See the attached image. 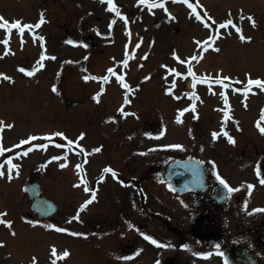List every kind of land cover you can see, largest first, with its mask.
<instances>
[{
	"label": "rangeland",
	"instance_id": "rangeland-1",
	"mask_svg": "<svg viewBox=\"0 0 264 264\" xmlns=\"http://www.w3.org/2000/svg\"><path fill=\"white\" fill-rule=\"evenodd\" d=\"M26 1L0 0V7L5 11H13L12 14L15 15V13L21 12V9H28L24 8V6L27 7ZM51 1L31 0V3L36 2L46 10L47 8L52 9ZM105 2H102V0H62L63 5L60 7V10L47 11L51 13L50 18L52 21H48L45 24L44 30L49 33V52H51L55 59L51 58L47 61L48 63L43 64L44 71L39 70L42 64L37 59L40 52L39 48L31 40H28V43L22 49L23 51L17 55H11L6 59L0 58V71H7L9 74L16 75L15 82L4 81L0 85V109L7 107L6 111L3 110V115L8 116L10 119L13 118V122L15 123V131H12L15 139H13L11 134V142L16 140V144H18L21 140H27V143H30L56 137L61 142L67 144L69 140L78 141V143H72V145L80 149L79 154H73L65 148L50 147L44 153L38 152L30 155L28 158H24L23 166L25 171L23 178L26 174H34V176L39 177L43 186V194L57 200L60 204L56 217L60 221L63 220V227L77 230V233L86 234L72 235L71 238L69 237L71 240L67 241L66 239H62L63 251L67 250L70 252V248L79 249V264H82L83 260L86 262L85 255L92 254L91 251H88L89 249L96 247L103 254L108 246L104 242L97 244L95 240L87 238L89 237V232L98 234L99 231L90 222L91 212L89 214V209L86 207L81 211V207L85 202L84 199L88 197V194L79 191L78 187L81 181L78 179L76 166L86 156L87 150L94 151L97 148L100 151H94L96 154L90 163L91 171L97 172L105 164L114 163L117 158L120 159L116 163H125L124 157L129 155L128 151L124 153L128 141L125 142L124 146H120V137L123 135H118L119 131H123L122 128L124 126L129 127L128 130L130 129V131L136 128L138 133L144 136L146 133L155 132L159 125L162 130L159 134L168 132L166 134L168 138H174L176 135L183 139V133L186 131V128L188 129L190 122L187 123L185 128L184 124H177L178 120L174 116L177 112L187 107V103L184 105L181 102V100L185 102V96L187 95L190 99L196 96V104H201V112L199 111L196 114L200 118L204 117L203 121L198 122L193 119L195 115H192L193 122L191 123L195 126L192 127L188 135L190 142L194 143V147L200 143H202L201 148L209 149L208 147H211L212 154L213 152H217L212 151L213 148H220L223 152L224 150L227 152L233 150L237 158H235V153L234 155H230L229 158L226 155H219L221 167H227L228 171L225 172L230 178L247 179L245 180L246 186L255 185V203L261 204L264 200V191L262 187L258 186V182H255L257 179L250 180L252 179L251 171L256 170L259 163L264 164V133L259 130L257 123L259 121L260 125L264 126V120H261L264 110V97L259 92L262 88L254 85L250 90L252 96L241 94L232 99V103L236 107L235 113L238 117L239 126L241 127L240 129H236L238 127L237 124L229 126V131L233 129L234 131H240L235 144L224 140V135H221V139L219 138L218 140L212 136V133L219 127V113L214 108L212 110V105L221 104V94L223 97L224 95L228 97L233 93L235 88L246 89L248 87L247 80L249 74L254 79H264V0H198V2L197 0H190L191 4L196 6V10L203 14L206 21L212 24L211 28L203 22L196 20L195 13L191 11L192 8L188 4L183 3L181 0L179 2L175 0L173 6L179 8V21H182L174 23L173 26L177 31L184 32L186 37L182 38V35L174 36L178 41V45L173 47L177 48L170 46L168 41H165L163 44L160 40L161 38H156L158 47L154 55L157 58V64L163 72V80L159 76L161 73L160 69L153 76L151 74L140 75L136 69L132 70L131 68L126 71V79L134 88V94L131 96L132 104L133 106L135 104L134 110L141 122L134 120L131 115L129 116L131 118H125V124L124 122L118 124L119 118L117 114H114L115 119L108 120V117L112 112L110 104L117 105L120 100H125L127 90L124 87H120L119 83L111 82L109 84L111 85L110 91H103L104 84L93 81L90 78L92 75L87 74L95 73L96 75H102V73L111 69L108 68L109 65L114 66L118 61L123 59L125 55L122 52V48L119 44H116L118 38L113 36L116 28L120 23L122 24V17L129 15L130 11L138 17L141 15L140 12L143 14H146V12L141 3L138 4L136 0H114L120 14L110 10L108 4ZM55 4L59 5L58 3ZM133 8L140 12H137ZM153 10H156V8H153ZM22 13L24 12L22 11ZM110 14L111 18L109 17ZM249 16L254 17L257 22L255 25L251 23ZM108 18L113 21L118 20L112 33L107 27ZM229 19H234L236 26L242 28L243 34L252 37V39L250 41L242 40L241 34L236 31V26L234 25L228 28L216 27L213 30L216 22H220L221 24ZM137 22V19L133 18L129 23L134 31L137 30ZM72 31L78 32L81 34L80 37L83 38L82 41L75 45H70L67 40V35ZM91 33L96 35L99 48H104L102 52H95L93 46L88 45L87 39ZM155 33L153 31V34ZM160 35L159 31L157 36L159 37ZM120 36L122 45L125 39L123 31ZM134 36L136 37V34L134 35L133 33ZM138 36L143 38L140 32ZM146 36L151 39V35ZM210 36H216L217 39L215 41L209 40ZM152 38L154 39L155 37L152 36ZM206 40L210 45L207 50H205L202 43ZM141 45H143V49H137L138 53L135 55L134 53L130 54L138 62L143 59L144 52L149 46L145 42H142ZM14 48L18 49V46L15 45ZM217 48L219 51L216 50ZM151 51L150 48L148 52ZM173 51H178L181 54L183 52L185 59L189 57L192 59L193 69L191 72L195 73V76L193 74L191 76L194 82L197 79L194 92H188L189 86L187 81L185 83L182 80L179 82L178 87H172L171 75L169 78H166V69L161 66V63H163V60H169V63L174 64V60L169 56V53ZM4 53L3 36L0 30V57H4ZM121 54L123 55L121 56ZM114 55L118 58H115ZM21 56L23 57L20 58ZM193 57H196V59H193ZM26 60L30 61L28 69L34 72L31 76L27 72L20 71V64L23 65V62ZM133 65L134 62L131 66ZM117 70L122 73L121 69ZM86 76L89 78L85 79ZM209 84H213V87L207 88ZM169 88L173 89L172 92H168ZM254 89L259 90H256L257 93H255L253 92ZM98 92L101 93L99 102L95 99V95ZM103 100L104 102L107 101L106 104L98 105ZM186 101L188 102V100ZM75 102L77 103L76 105H74ZM183 105L184 107H182ZM127 109L132 111L130 106ZM149 110L153 111L151 116V119H154L153 124L145 123L146 115H150L145 111ZM88 113H90L89 118H91V122L94 121L93 125H89L86 120ZM133 117H136V115H133ZM106 121H112L111 123L116 124V126L120 125L121 129L117 130L111 125L106 131L108 136L105 139V132L98 125L106 126L103 124ZM189 121H191V118ZM150 125L152 126V131L147 132L146 128ZM58 132H64L68 139L66 140L64 137L54 135ZM235 133L237 132L235 131ZM81 134H84L83 139H80ZM33 136L36 139L29 140V137ZM151 137L153 136H149L148 139L139 137L135 138L134 141L156 143L157 147L180 144L183 147L176 149L185 150V153L195 151L191 148L193 144H190L186 148V144L178 142L180 140L177 139L171 140V142H168V138L165 141L159 139L157 143L152 142L150 140ZM173 141L175 142L173 143ZM135 145L133 151H135V154H138L140 150L138 148L143 149L144 146ZM98 153L99 155H97ZM173 154H175V151L170 156ZM55 156L60 157V159H52ZM135 156H131L127 164L137 165L147 162L148 156H142L141 160L134 158ZM232 157L235 159L232 160ZM45 159H47L46 167L41 168L38 172V165ZM150 159L151 157L148 160ZM51 161L53 162L51 163ZM62 164L65 166L61 167ZM86 167L88 169V165ZM88 175V178L91 177L92 179L89 171ZM102 185L103 183L100 186ZM107 185H109V182ZM18 186L19 183L16 181L14 183V195H16V198L17 195L20 196L22 194L18 193ZM157 189L163 190L162 186L159 185ZM22 195L25 197L27 193L24 192ZM108 196L110 202L116 201L114 186L110 190L103 192V204ZM137 201L138 199L134 201L132 198L129 203ZM102 203L100 199L98 203L99 207L102 206ZM124 205L118 204V206L112 207V205L106 204L104 207L108 213L97 216L95 221H103L109 214H111L109 215L110 217H123L124 211L121 206ZM108 208H112L113 211L109 212ZM134 208L138 209L137 207ZM86 211L88 213L85 215ZM77 216H79V219L76 218ZM13 248L14 245L11 244L10 249ZM15 250H11L10 252L13 253ZM82 250L84 252H81ZM56 252L59 253L58 246L56 247ZM72 260L70 255L64 259L65 264H74ZM9 261L11 262L12 259Z\"/></svg>",
	"mask_w": 264,
	"mask_h": 264
},
{
	"label": "flooded vegetation",
	"instance_id": "flooded-vegetation-1",
	"mask_svg": "<svg viewBox=\"0 0 264 264\" xmlns=\"http://www.w3.org/2000/svg\"><path fill=\"white\" fill-rule=\"evenodd\" d=\"M146 176H142L139 182H142ZM193 197V201L197 211L192 212L193 217L191 225L184 229L180 223L170 225L167 221V228L154 226L150 230V235L158 239L162 246L163 242L160 238L169 242L174 232L182 237L192 235L205 242V248L214 256V260L207 264H225L224 256L229 254V262L232 258H241L240 264H246L250 259V252H255L258 258V264H264V231L258 227L262 224L260 218L254 219L249 216V213L241 210L242 204L239 198H232L230 201L223 204L216 203L210 192H198L185 194ZM3 202L4 197L0 198ZM13 197L7 196V204H12ZM240 226V227H239ZM186 232V233H184ZM220 245V251L224 256L218 254L216 245ZM171 245V244H169ZM174 243L171 245L170 252L165 257L158 261L160 264H193L187 257H183L180 251L173 249ZM234 248H237L233 251ZM247 258V259H245Z\"/></svg>",
	"mask_w": 264,
	"mask_h": 264
},
{
	"label": "snow or ice",
	"instance_id": "snow-or-ice-1",
	"mask_svg": "<svg viewBox=\"0 0 264 264\" xmlns=\"http://www.w3.org/2000/svg\"><path fill=\"white\" fill-rule=\"evenodd\" d=\"M102 2H105V0H102ZM106 2L108 4V7H109L110 10H112L114 12H117V14H120L117 5L114 3V0H106ZM140 2L141 3L148 4L149 7H150V9L151 8H157V7H159V8H164L165 11H168V9L166 7L165 0H159V3L155 2V0H140ZM177 2H179V0H177ZM182 2L188 4L189 7L192 8L193 12L196 13V15H197V17L199 19H201V20L204 19V17L201 16L199 14V12L196 11V6L193 5V4H191L190 0H182ZM197 2H198V0H197ZM168 15L171 17L173 14L169 11L168 12ZM125 19H127V17H125ZM241 19H243V17H241ZM249 19L251 20V23L253 25H255L257 23L256 20L254 19V17L249 16ZM44 22H45V16H44V13L43 12L41 13V17H40L39 22L38 23H35V24L22 23L20 19H16L14 22H9L7 19L4 18L3 15H0V29H7V31H8L9 34L11 33V31L13 29H18L20 33H23L25 31V29H28V30L38 29V28L41 27V25ZM113 23H115V21H113ZM205 23H206V25L209 28L212 27V24H209L207 21H205ZM232 24H234V21L231 20V19H229V20L225 21L224 23H221L220 24V28H225L226 25H232ZM109 26L111 27V25H109ZM236 31L241 34V39L242 40H249L250 41L252 39V37H250V36H245L243 34L242 28H240V27H236ZM40 39H43V37H40ZM208 39L209 40H212V41H215L217 39V37L216 36H210ZM69 42L70 43H74L73 41H69ZM3 43L5 45H7L8 44V40H4ZM202 43H203V45L205 47V50H207V48L210 46L208 44V41L206 40V41H203ZM138 46L139 45H137V47ZM85 47H87V45H85ZM216 50L219 51L218 48ZM9 51H11V49H9ZM4 54L6 55L7 52L4 53ZM173 55H175V57H176L177 60H180V56L178 54L173 53ZM45 58H47L46 51H45V54L40 57V59L43 60ZM51 58L52 59H55L54 56L51 57ZM193 59H196V57H193ZM123 63L127 64V61L125 60V61H123ZM40 67H43V65H40ZM165 67H167V66H165ZM20 71L27 72V74L29 76H31V75L34 74L33 71H31V70H29L27 68H23V67L20 68ZM108 71L111 72L113 70L112 69H109ZM192 74H193V76H195V73H192ZM178 75H179V73H178ZM0 77H3V78H5V79H7L9 81L14 82L13 77L8 76L5 73H0ZM88 78L89 77H87V76L85 77V79H88ZM100 79L108 80L109 77L108 76H104V77H101ZM119 79H120V81L122 83H124V86L125 87H128L129 88V91H131L130 86L124 81V76H122V75L119 76ZM247 85H248V87L246 89L238 88V89H236V91H238V92H241V91L247 92V91H250L252 89V86H254V85L259 86L260 88L264 89V79H262V78H255L254 79L249 74V78L247 80ZM168 92H172V89L169 88L168 89ZM100 96H101V93L100 92L96 93L95 99L97 100V102H99ZM129 103H130V101H129ZM192 107H193V110H194L195 106L193 105ZM187 110H188L187 108L180 110L179 116L177 117V119L178 120H181V118L183 117L184 112L187 111ZM120 111L123 112L124 109L121 108ZM133 115H135V113H133ZM112 119H115V118L113 117ZM225 119H227V117H225ZM261 120H264V114H262ZM181 122H182V120H181ZM257 123H258L259 130L262 133H264V126H261L260 123H259V121ZM12 126H13L12 124H8L7 125V127H9V128L12 127ZM237 126H239L238 125V122H237ZM0 132H2V129H0ZM223 134H224V136H226L228 138V140L231 143H233V144L236 143V139L233 136H231L227 131H224ZM54 135L64 137L66 140L68 139V137L65 135L64 132H58V133H55ZM83 135L84 134H81L80 139H83ZM146 135L151 136L152 134L151 133H146ZM160 135H163V133H160ZM212 135L215 138H219L220 137V132L214 131L212 133ZM35 139H36V137H34V136L33 137H29V140H35ZM27 142H28L27 140H21L20 141V144H25ZM72 143H78V141L69 140V144H72ZM35 147L36 148H46L47 145L41 143V144H36ZM164 147L182 148L183 145L173 144V145H164ZM5 151H7V149H5L3 147V145H2V143H0V155H2ZM94 151H100V149L97 148V149H94ZM25 155H27V152H25ZM52 159H60V157H52ZM212 163L215 164V161H213ZM8 164L11 166L10 169H9L8 178L9 179L12 178L11 177V169H17L16 174L19 175L18 165L12 163L11 158H9ZM64 166H65L64 164L61 165V167H64ZM105 171L108 172V173H111L114 177H116L117 179H119L118 173L111 166H108L105 169ZM256 171H257V175L260 176V183L261 184H264V174L261 173V169H260V166L259 165L257 166ZM3 175H5V173L3 171V166L0 165V176H3ZM216 177L220 181V183L222 185H224L228 189L229 193L238 191L237 188H234L231 184H229L228 180L223 175H221L218 170L216 171ZM85 183H86V181H85ZM120 183L123 184L125 182L123 180H120ZM169 186L171 187V185H169ZM254 188H255V185L254 184H251V185L248 186V189H249L248 195H249V197L251 196V191ZM86 190L92 191L93 194L91 195V198L89 200H87V201L84 202V205H82V207H81V211L84 208H86L88 204H90L92 201H95L97 199V196L95 195V191L94 190H92L90 188H86ZM244 208L247 211V209H248V200H245L244 201ZM257 212L264 213V207H259V208L252 209V213H257ZM5 215H6V212H0V224L6 225L9 229H12L13 221L12 220H9V219H4L3 217ZM76 218L79 219V216H77ZM25 219H27V217H25ZM31 223H33L35 225V224L39 223V221L33 220V221H31ZM46 227H48V228H57V225L56 224H48V225H46ZM58 230L61 231V232H67V231H69V229H67V228H59ZM73 234L74 235H86L84 233H73ZM13 235H15V231L14 230H13ZM141 235H143L148 241H150L151 243H153L155 245H158L159 246L161 244V242L158 239H156L153 235H150V234L145 233V232H141ZM4 243H5L4 241H0V246H2ZM163 246L164 247H169L171 245L164 244ZM183 247L184 248H190V245L185 244V245H183ZM215 247H216V250H217L218 254L221 255V256H224V253L222 251H220V245L217 244ZM141 251H142V249H141ZM52 254H53V256L56 255V248H55V246H53ZM195 254L198 255V256H201V257H209L210 255H212L211 252H196ZM69 255H70V252L67 251V250L63 251V253H62V257L63 258H66ZM35 259L36 258H33V264H35ZM125 259H128V258L126 257ZM224 260H225V264H228V259H227L226 256H224ZM156 264H160V262L159 261H156Z\"/></svg>",
	"mask_w": 264,
	"mask_h": 264
},
{
	"label": "bare ground",
	"instance_id": "bare-ground-1",
	"mask_svg": "<svg viewBox=\"0 0 264 264\" xmlns=\"http://www.w3.org/2000/svg\"><path fill=\"white\" fill-rule=\"evenodd\" d=\"M190 86H191V84H190Z\"/></svg>",
	"mask_w": 264,
	"mask_h": 264
}]
</instances>
